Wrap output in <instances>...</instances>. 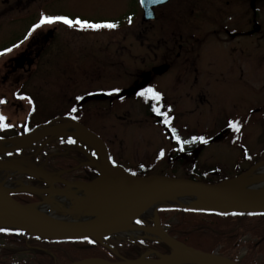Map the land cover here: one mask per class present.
I'll return each mask as SVG.
<instances>
[{
    "label": "rangeland",
    "instance_id": "rangeland-1",
    "mask_svg": "<svg viewBox=\"0 0 264 264\" xmlns=\"http://www.w3.org/2000/svg\"><path fill=\"white\" fill-rule=\"evenodd\" d=\"M4 1L0 0V10L2 8L5 10L4 4L9 5L11 2V0L7 3ZM28 9L30 7L25 8V10ZM44 9L64 12L72 16L80 15L99 22L114 21L118 27L116 29H100L96 32L87 29L79 31L65 28L66 26L63 24L54 29L51 28L54 33L50 36L49 43L43 47L42 55L37 57V63L32 67V70L24 73L21 78L18 73L5 76L2 63L10 56L0 57V99L6 101V103H0V115L6 117L5 122L11 123L14 127L11 129L0 128V136L8 138L22 134V126L25 123L31 130L48 124H56L55 121L61 119L70 106L73 107L75 103H79L81 109L76 115L83 121L82 124L88 126L102 138L116 164L123 165L133 172L142 171L148 174L178 177L202 172L203 175L207 173L205 177L224 181L233 179V174L239 171L244 172L246 169L259 166L261 159H264V134L262 137H258L259 132L262 131L261 126L258 125L261 122L260 119L252 117L247 121L244 136L239 137L237 132L232 134V131L231 134L226 135V131H220L222 136H215L221 125H227L228 121L225 120L227 115H234L250 105L260 104L264 101V35L262 56H254V54L243 56L246 63L245 68L242 64L245 70L241 73V77L237 69L230 67L229 60L234 61V58L238 57L235 56V53L231 56L227 54L226 46L228 45L225 40L228 39H225L221 27L230 20L237 22L242 16L240 11L236 12L240 9L238 4L228 6L226 0H169L155 9L154 18L149 21L142 20L139 0H58L52 5H47ZM0 15V20H7L10 16H15V12L4 14L1 12ZM261 16L264 31V8ZM129 17H132L131 24L128 23ZM251 17L252 13L247 10L246 19L249 20ZM26 20L32 22L30 18ZM241 20H245V18ZM24 25L25 23L16 19L0 23V46L17 37L16 33L11 32L12 27L23 28ZM181 43L184 46L179 49L178 45ZM178 52L194 58L195 66L197 65L198 69V81L194 88L186 87L188 81L185 85L181 81L174 86L179 85L177 90L171 88L165 92L164 99L167 107H163V111H168L171 108L169 113L171 117L176 114L174 125L184 139H191L190 133L193 132L191 125H196L199 133L208 128L213 129L209 133V142L207 144L199 143L198 151L195 149L191 152L187 151L186 147L190 145L187 144L184 145V151L173 152L174 144L165 138L167 133L155 124L154 119L146 118L147 107L140 100L138 101L136 96L128 95L127 99L115 100L113 106L110 105L112 108L109 107V101L94 99L82 104L81 101L75 100L77 95L85 97L91 91L99 92L104 88L117 85L120 88V84L132 81L133 73L146 71L152 65L155 66L160 62L162 58L175 56ZM248 54H251L250 50ZM235 65L237 67V63ZM173 67V69L181 68L176 64H173ZM184 68L190 72L194 66L190 67L186 63L182 69ZM185 74L182 73V75ZM169 75L170 73L164 75V78H158L157 81L168 83L172 80V76ZM189 84H191V80ZM164 86L168 88V85L164 84ZM197 95L199 102L208 100L210 104L200 103L198 114L196 112L193 114L190 105L196 100ZM21 96L30 97L32 104L27 99H20ZM33 107L35 111H32ZM69 136L76 139L77 143L68 144L66 141ZM62 138L65 143L60 142ZM39 145L22 149L19 156L14 154L8 157L6 154H0L4 157L3 162L0 163H17L20 166L33 167L48 174L51 178L66 179L69 182H89L98 177V172L93 170V166H90L92 171L86 165L82 166L86 160L89 165H92V162L89 163V159H92L93 162L98 159L96 156L93 158V150L79 137L60 134L49 138L44 145ZM69 147L73 148L76 153H73V149ZM37 149H39V156H36L37 158L30 156V152L33 153ZM161 149L165 155L157 158ZM244 150H247L252 159H243L245 158ZM259 151L260 154L257 155ZM55 154H65L73 158L72 160L75 157L82 160L83 155H86V158L84 157L81 166L76 164L77 166H65L54 170L52 169L54 167H48L50 160L52 163L54 162L52 158L46 162L45 157H54ZM254 161L259 162L253 164ZM139 165H144V167L141 168ZM192 166L195 167L194 171L191 169ZM67 167L70 168L69 171L64 170ZM91 173L95 178L90 176ZM4 175H6L5 180L10 184L8 185L10 187L12 183H18V186L29 185L43 189L51 187L59 191L64 189L60 182L51 183L45 180L42 182L37 179L39 177L34 175L0 167V179ZM29 194L33 197L27 198L26 204L33 205L39 204L49 196ZM67 200L69 201L67 209L52 203L49 211L54 212L57 216L69 215L76 219L93 218L87 213H92L97 201L95 197L82 199L80 202L74 198ZM168 207L192 209L179 206ZM142 219L143 225L155 226L159 224L165 230L176 225L179 218L175 213L161 215L157 212L155 217H150L147 220ZM6 228H10L12 231L15 229L13 227ZM238 229L241 232V235L238 236V248L228 249L233 260L240 264L239 262L246 256V252L250 250L249 246L247 247V242L255 241L256 237L244 233V226H240ZM6 234L0 233V245L5 244ZM178 235L189 243L199 244L200 242L194 234L180 233ZM177 238L175 237V239ZM140 240H144L150 246L149 248H153L148 251L147 259L158 260L161 255L171 254L173 251L160 239L145 234L138 238L121 234L105 240L104 243L123 253L128 245ZM203 241L207 242L205 245L207 246L210 240L204 239ZM153 242L162 245L161 247L157 245L156 249L155 246L153 247ZM226 242H229L227 237H225V244ZM225 244L214 246L212 252L219 256L229 254L223 251ZM18 249V253L12 258L13 264L31 260L29 255L23 253L22 247L18 246ZM146 251H142L135 258L123 255L135 260L142 257ZM248 254H252L251 262H254L253 264L264 263V252L255 250ZM77 262L79 261L70 264Z\"/></svg>",
    "mask_w": 264,
    "mask_h": 264
},
{
    "label": "water",
    "instance_id": "water-1",
    "mask_svg": "<svg viewBox=\"0 0 264 264\" xmlns=\"http://www.w3.org/2000/svg\"><path fill=\"white\" fill-rule=\"evenodd\" d=\"M139 1L143 10L142 20L149 21L154 18L153 7L164 4L168 0H164L163 3L159 4L151 3L150 0H144L143 3L141 0ZM149 12L152 13L151 16L148 15ZM166 68V66H159L154 68L153 72L161 73ZM149 76L150 74L146 73L140 83L122 91L118 94V96H123L124 94H134L140 87H144L148 83ZM103 97V94H93L85 97L83 102L90 99H102ZM60 134L75 135L94 149L98 158V161L93 162V166L99 173L96 179L89 182H69L60 178H51L48 174L39 169L20 166L17 163H0V167L15 169L19 172L34 175L51 183L60 182L65 185L64 189L61 191L66 190L67 185L88 186L95 188L96 190L100 188L102 192L108 191L106 190L107 186L110 188L118 187L123 189L139 190V193H137L134 198L130 199V207L121 212L109 215L104 219H91L84 223L78 222L77 224H61L60 222H56L59 223L58 225L55 221L53 222L49 218L33 212L30 208L33 204H21L15 197V194L19 192L50 195V191L53 190V188L39 189L32 186L11 188L7 185L0 184V227L8 224L13 225V228L15 229L24 230L29 234L47 240H72L80 239L87 235L90 239L103 243L104 237L125 233L130 228H137L151 233L154 228L153 226L136 225L134 223L135 219L142 218L152 212L156 213L157 209L166 206L206 209L208 211H216L219 213H264V197L253 195L244 190V188L242 189L230 184L228 180L212 184L200 180L198 176L171 177L154 174L149 176L136 175L135 177H132L129 172L125 171L123 166L116 165V167H114L108 159L109 153L104 141L97 134L90 131V129H88L85 125L75 120L70 122L48 124L44 127H38L24 135L4 138L3 141H0V154L5 155L8 151H15L18 146L21 149H25L45 138H50ZM44 143H46V140L42 142V145H44ZM261 164H264V162H260L258 165ZM177 195H183L185 198L190 197L197 201H204L206 205L197 206L190 203L167 205L166 202ZM45 201L46 200H43L40 203ZM114 203L118 206L120 201H115ZM158 237L159 238L157 239H160L173 251L171 254L161 255L158 260H150L153 264H165L176 258L183 262L188 259L187 256L183 255L181 249L175 248V244L173 245L170 243V240L179 246H182L186 250L197 253L198 255L195 257H198L203 261H211L218 256H216V254L204 253L187 247L167 234L166 236L161 235ZM109 249L116 253L111 247H109ZM221 259L226 260L227 264H238L226 258ZM146 260L145 255H143L136 260L122 259L121 262H110L101 258H89L73 264L84 262H88L90 264H144V261Z\"/></svg>",
    "mask_w": 264,
    "mask_h": 264
},
{
    "label": "flooded vegetation",
    "instance_id": "flooded-vegetation-1",
    "mask_svg": "<svg viewBox=\"0 0 264 264\" xmlns=\"http://www.w3.org/2000/svg\"><path fill=\"white\" fill-rule=\"evenodd\" d=\"M2 1V0H1ZM10 0H5L4 2L7 3ZM58 0H11L9 5L4 4V9L2 8V10H0V13L2 12V14L10 12L13 13L15 12V16H10L7 20H0V23L6 22V21H11L12 19H16V20H21L23 23H25L23 28H17V27H12V33H16L17 37L12 38V40H10L9 42H5L0 46V51H2L5 47H11L13 44H17L20 41L24 40L25 35H27L28 30L31 28V26L34 23H37L39 21L40 15L43 14H47V15H68L72 18H75L77 16L81 17L80 15H70V14H66L64 12H53V11H48L45 10L44 7H46L47 5H52L54 2H56ZM263 0H226V5H231L234 4V6L236 4H238L239 8L238 10H236V12H241L242 16L237 20V22H234L232 20L228 21L226 23V25H223L221 27V30L223 31L222 33H224V37L225 39L227 38L228 40H225V43L227 47V54L229 56H231V54L235 53V56L238 57L237 59L234 58V61H230V67L231 68H235L240 72V77H241V73L244 72L245 69H243V66L245 68V58H243V56H251L252 54H254V56H262V50H263V35H264V31H263V26H262V9L264 8V2ZM6 5V6H5ZM44 5V7H42ZM162 6V5H158L156 7H154V11L157 7ZM26 7H30V9L25 10ZM250 11L252 13V17L251 19L247 20L246 19V12ZM22 13V14H21ZM58 13V14H55ZM1 16V15H0ZM230 16V15H229ZM228 16V17H229ZM32 19V22L27 21L26 19ZM83 19H87L84 17H81ZM245 18V20H241ZM26 20V21H25ZM90 21H92L93 19H88ZM95 22H99L97 20H93ZM61 24H55V25H44L42 26L41 29H38L35 33H33V35L26 41H24V43L17 49H14L12 53L6 55V56H10L9 58H7L5 60V62L2 63V67L4 69L5 72V76H12L16 73H18V76L21 78L24 73L26 72H30L32 70V67H34L37 63V57L41 56L44 49L43 47L49 43V39L51 38L50 36L53 35V29L58 27ZM53 28V29H51ZM67 28V27H65ZM80 31V30H79ZM95 32L97 30H94ZM47 41V42H46ZM45 42V43H44ZM184 46L183 43L178 45L179 49H182V47ZM251 51V54H248V51ZM192 59V60H191ZM186 63L189 64L190 67L194 68L192 70H190V72H188V69L183 68V66L186 65ZM235 63H237V67L235 65ZM173 64L179 65L181 68H176L173 69ZM243 64V66H242ZM166 66L167 68L161 72V73H154L152 70L155 67L158 66ZM242 69V70H241ZM183 71V72H182ZM208 72V71H207ZM21 73V74H19ZM149 73V79H148V83L147 85H145L144 87L147 86H151L153 87L156 91H159L162 95V99L159 101V107H161L162 111H163V107H167V105L165 104V99H164V94L165 92L169 91L171 88H175L176 90L179 88L174 87L177 84L181 83V81H183L184 85L185 83L188 81L186 87L188 86V88H194L196 86V82L198 81V69H197V65L195 66V62H194V58H190V56H185V54H181V53H177L175 54V56H166L164 58H162V60H160V62H158L157 64L152 65L148 70L143 71V72H138V73H133L132 74V81H126L121 85V87H107L104 88V90H99V92L95 91H91L88 93H103L104 97L102 99H99L98 101H109V107L110 105L113 106L115 100H123L126 97L128 98V94H124L123 95V99H121L118 94L121 91H125L126 89H129L131 87H134L135 85H137L141 80L142 77L146 74ZM170 73L169 76H172V80L168 83H163V82H158V78H164L163 76ZM182 73H186L185 75H182ZM4 77V76H3ZM182 77L184 78L182 80ZM191 77V79H189ZM191 80V84H189ZM11 81V80H10ZM164 84L168 85V88L164 86ZM189 84V85H188ZM14 85V83H13ZM181 86V85H180ZM113 88H119L121 91L119 93H113L112 95H108L109 92H111V90ZM181 88V87H180ZM175 90V91H176ZM198 92V91H197ZM199 95V94H198ZM198 95L196 96V100H194L193 102H191L190 105V109H191V113L193 112V114L199 109L200 107V103L201 104H207L209 105L210 102L207 101H203L201 100L200 102L198 101ZM89 96L88 94L85 95V97ZM130 97H134L136 96L135 94L133 95H129ZM84 97V98H85ZM126 98V99H127ZM138 101L140 100L147 108L145 111V116L146 118H152L155 120V124H157L158 126H160L162 128V130L164 132H166L167 134L165 135V138L167 140H169L171 143H173L174 147L173 148V152H176L178 150V148L180 147V145L177 144V142L171 138V133L169 128L165 127L160 121L162 120L161 117L157 116L155 113H153L151 111V106L152 104L156 103L155 101L152 100H148L145 101L143 98L141 97H137ZM97 100V99H95ZM92 100L89 101H85V102H90ZM82 102L81 103H85ZM77 108V112L79 111V109H81V107L79 106V103H75L74 105ZM72 107L70 106L66 112V114L64 116H61L62 118L55 121V123L57 122H70L71 120L68 117V112ZM112 108V107H110ZM76 112V113H77ZM76 113H73V115H76ZM77 116V115H76ZM176 114L173 115V119H172V127L176 126L174 125V123L176 122ZM252 117H255L256 119H260V124L258 123V125L261 126L262 131L259 132L258 137H262V134H264V101H262L260 104H256V105H250L248 107H246L244 110L239 111L238 113L234 114V115H227L225 117L226 122L229 120H237L241 122V131L238 132L239 137H241V135L244 136L245 134V126L246 123L249 119H251ZM76 121L79 122H83L81 121L80 117H78V119ZM14 128V127H12ZM191 128L193 130L190 136H204L206 139H210L209 137V133L213 130V129H206L203 132L198 131V128L196 127V125H191ZM177 129V128H176ZM179 130L177 129V132ZM220 131H223L226 134H232L236 133L234 130L229 129L227 127L226 124L221 125L219 127L218 132L215 134V136L217 137H221L222 135L220 134ZM178 134L182 137V134H180L178 132ZM214 136V137H215ZM184 139V138H183ZM188 139V138H186ZM199 142H194L191 143L188 147H186L187 151H193L194 149L198 151V146H199ZM71 148V147H69ZM70 152L71 149H70ZM260 154V151L258 152L257 155ZM264 156V155H263ZM254 157V156H253ZM256 157V156H255ZM245 160H247V158H244ZM262 161L264 159H261ZM259 160V161H261ZM259 161H254L253 164L258 163ZM252 165V164H250ZM140 166V165H139ZM239 166V164L237 165V167ZM126 169H128L127 167H125ZM192 171L194 169V166L191 167ZM142 172V171H141ZM91 176V175H90Z\"/></svg>",
    "mask_w": 264,
    "mask_h": 264
},
{
    "label": "trees",
    "instance_id": "trees-1",
    "mask_svg": "<svg viewBox=\"0 0 264 264\" xmlns=\"http://www.w3.org/2000/svg\"><path fill=\"white\" fill-rule=\"evenodd\" d=\"M72 151L73 153H76L74 149ZM38 152L39 149L35 150L33 153L30 152V156H39ZM83 156L85 157L86 155ZM84 157L82 160L79 158L77 159L76 157L72 160L73 158H70L65 154H55L54 157H45V161L47 162L48 159L52 158L54 162L52 163L50 160L48 163L49 166H47L49 168L54 167L52 168L54 170H59L58 168H63L65 166L70 167L76 164L81 166L84 162ZM68 167L64 170L69 171L70 168L68 169ZM197 173L203 181H220V179L215 180L205 177L202 172ZM137 174L145 175L146 173L137 172ZM90 175L93 177L92 173ZM16 197L21 203L26 204L28 202L27 198L33 196L26 193H18L16 194ZM184 209L187 208L165 207L158 210V214L161 215L163 213L177 214V217L179 218L178 223L168 229V233L172 237H178L177 239L179 241L204 252L212 253L213 247L221 243L225 244V237H227L229 242H226L223 251L229 253L228 248H238V236L241 235L238 228L244 226V233L254 235L256 240L253 242H247V247L249 246L250 250L246 252V256H244L239 263L253 264L254 262H251L252 254L249 255L248 252L253 253L255 250L261 251L262 253L264 252V225H262L264 224V215H248V213H243L244 215L234 216L229 213V215L223 216L218 215L217 213L219 212L215 211H185ZM20 232H22V234H18L16 231H11L6 234L7 239L5 244L0 245V264H13L12 258L18 253V246L23 248V253L29 255L31 260L19 261L16 264H70L87 258H102L110 261L116 260L106 248L96 241L95 243H88L84 239L47 240L40 237L37 238V236L28 234L27 232ZM176 233L177 235L180 233L194 234L200 242L199 244L189 243L184 238L179 237V235L177 236ZM204 239L210 240L208 241L207 246H205L207 242H204ZM211 245L213 246L211 247ZM158 246L161 247V245ZM146 248V244H140L138 242L137 244L129 245L127 249L123 251V254L135 258V256L139 255Z\"/></svg>",
    "mask_w": 264,
    "mask_h": 264
},
{
    "label": "bare ground",
    "instance_id": "bare-ground-1",
    "mask_svg": "<svg viewBox=\"0 0 264 264\" xmlns=\"http://www.w3.org/2000/svg\"><path fill=\"white\" fill-rule=\"evenodd\" d=\"M167 2H169V1H167ZM156 6H158V5H156ZM153 11H154V9H153ZM154 13H155V11H154ZM86 127L88 129H90L88 126H86ZM90 131L93 132V130H91V129H90ZM90 148H91V150L94 151V149L92 147H90ZM86 171H88V169H86ZM149 175H154V174H150V173L145 174V176H149ZM233 175H234L233 179L232 178H230L229 180L227 179L230 184L237 186V187H240L242 189L244 188V190H246L247 192H249L253 195L264 197V164L256 166V167H252L251 169L250 168L246 169L244 172L239 171ZM172 177H178V176L173 175ZM182 177H184V176H182ZM236 177H238V178H236ZM5 178H6V175L1 176L0 184H4L7 186L10 185L8 182H6ZM200 180H202V179H200ZM208 183L216 184L218 182H208ZM60 184H62V183H60ZM18 185H19L18 183H12L11 188H14V186H17L15 188L24 187V186H18ZM62 185L65 187L64 184H62ZM106 190H108V191L102 192V190H100V188L96 190L95 188H91L88 186H70V185H67L66 190L61 191V193L59 190H55V189L51 190L50 191L51 194L45 199L46 200L45 202L39 203V204H34V205L30 206V208L33 210V212L40 214V215H43L44 217L49 218L53 222L55 221V223L60 222L61 224H64V223L77 224L78 222H81V223L87 222V220L93 219V218L97 219V220L102 219V218L104 219L105 217H108L109 215H112V214L117 213V212H121V211L127 209L128 207H130V204H129V202H131L130 199L134 198V196H136V194L139 193V190L123 189V188H118V187H111L110 188L108 186L106 187ZM16 194H18V193H16ZM16 194H15V197H16ZM92 196L97 199L96 205H95L94 209L92 210V213L91 212L87 213V215L92 216L93 218L81 217L79 219H76V218H72L69 215L57 216L56 214H54V212L49 211V208H50L52 203L59 205V206H62L64 209H67L69 206V201L67 200L68 198L69 199L74 198L80 202V201H82V199H85L86 197H92ZM115 201H120L118 206L115 205V203H114ZM166 203H167V205H180V204H189V203L193 204V205H197V206H205L206 205V203L204 201H201V200L197 201V200L190 198V197L185 198V196H183V195L174 196L173 198H171ZM166 207H168V206H166ZM150 217H155V212L149 213V214L143 216L142 218L147 220ZM56 224L59 225V223H56ZM146 226H150V225H146ZM3 227H11L12 228L14 226L8 224V225H4ZM153 227L154 228H153L151 233L150 232L148 233L146 231H143V230H140L137 228H130L128 231H126L125 233H122V234H124V236L125 235L126 236L131 235L133 238L141 237V236H143V234H145L147 236H151V237H156V238H159L158 236H161V235L166 236V234L169 235L170 237H172L168 233V229H165V230L162 229L159 226V224H157ZM118 235H121V234H118ZM118 235L109 236L108 239L117 237ZM172 238L175 239V237H172ZM82 239L83 238H80L78 240H82ZM72 240H76V239H72ZM175 240H177V239H175ZM177 241L186 245L187 247L194 249V250L204 252L202 250H199L197 248L189 246V245H187V244H185L179 240H177ZM170 243L173 245L175 244L174 245L175 248L181 249L183 252V255L187 256L188 259L183 262V261H179L176 258V259L171 260L165 264H188L190 262L192 264H227L226 263L227 261L223 260L221 258H226L228 260L235 262L230 254H224L222 256H219L218 254H216V256L218 255L221 258H219L217 256V258H214L211 261H207V260L203 261V260L199 259L198 257H195L196 255H198L197 253L186 250L185 248H183L182 246H179L178 244L172 242L171 240H170ZM156 245H162V244L153 242V247ZM149 247L150 246L147 245V248L145 249V250H147L146 253L144 254L145 258L149 254L148 251L153 250V248H149ZM204 253H207V252H204ZM210 254H214V252H212ZM150 260L151 259H147L146 261H144V264H153ZM121 261L122 260H119V259L114 260V262H121ZM78 264H90V263L84 262V263H78ZM92 264H94V263H92Z\"/></svg>",
    "mask_w": 264,
    "mask_h": 264
},
{
    "label": "snow or ice",
    "instance_id": "snow-or-ice-1",
    "mask_svg": "<svg viewBox=\"0 0 264 264\" xmlns=\"http://www.w3.org/2000/svg\"><path fill=\"white\" fill-rule=\"evenodd\" d=\"M141 2L143 3L144 0H141ZM151 3L154 4H159V3H163L164 0H150ZM149 16L152 15L151 12L148 13ZM128 23L131 24L132 23V17L128 18ZM55 24H63L65 25L67 28L70 29H76V30H80V31H84V30H100V29H116L118 27V24L114 21H100V22H95V21H90L88 19H83L79 16L72 18L68 15H47V14H41L39 21L37 23H34L31 28L28 30L27 35H25L24 40L20 41L17 44H13L11 47H5L2 51H0V57L2 56H6L10 53L13 52L14 49L19 48L24 41L28 40L33 33H35L38 29H41L42 26L44 25H55ZM121 90L119 88H113L111 90V92L108 93V95H112L113 93H119ZM88 95H93L92 93H88ZM135 95L137 97H141L143 98L145 101L148 100H152L155 101L156 103L152 104L151 106V111L153 113H155L157 116L161 117L162 120L160 121L165 127L169 128L170 133H171V138L174 139L178 145H180V147L178 148V151H184V145L187 144H191L194 142H199L202 144H207L209 142L208 139H206L204 136H193L191 137V139H182L181 136L178 134L177 129L175 127H172V117L169 114L171 111V108H169L168 111H162L161 107H159V101L162 99V95L159 91H156L153 87L151 86H147V87H140L139 90L135 91ZM20 99H27L29 101L30 104H32V100L30 97L27 96H21L19 97ZM121 99H123L124 97L121 96ZM76 101H83L84 100V96H80L77 95L75 97ZM0 103H6L5 100L0 99ZM32 111H35V108H32ZM77 112V108L75 106H73L69 112H68V117L70 120H77L78 116L73 115V113ZM31 114V113H30ZM6 117H4L3 115H0V128L2 129H11L13 127V125L11 123H6L5 122ZM23 133H28L31 132V128H29L27 126V124L25 123L23 126ZM227 127L229 129L234 130L235 132H240L241 131V122L237 121V120H229L227 123ZM22 133V134H23ZM4 137L0 136V141H3ZM61 143H65V140L62 138ZM68 144H76L77 140L73 139L71 136H69L67 138L66 141ZM22 153V149L18 146L15 149V153L13 151H8L6 153V155L8 157L13 156L14 154L19 156ZM93 156H96V152H92ZM165 155L163 149L160 150L159 155L157 158L163 157ZM244 156L247 159H252L251 156L248 155L247 150H244ZM108 159L111 161L112 165L114 167H116V161L109 156ZM4 157L0 156V162H3ZM141 168L144 167V165H140ZM125 171L129 172L130 175L132 177H135L137 174L133 171H131L130 169H125ZM205 175H207V173H205ZM185 211H206V209H184ZM218 215H229V213L227 212H220L217 213ZM231 215H244L243 213H237V212H233L231 213ZM248 215H264V213H248ZM132 218V217H131ZM131 221V219H130ZM134 223L136 225H143L144 221L142 218H136ZM12 231V229L10 228H6V227H0V233H10ZM16 232L18 234H22V232H20L19 229H16ZM39 238V237H37ZM83 239L85 241H87L88 243H95V240L90 239L87 235L83 236ZM104 239H108V237H104ZM140 244H144L145 241L144 240H140L139 241Z\"/></svg>",
    "mask_w": 264,
    "mask_h": 264
}]
</instances>
